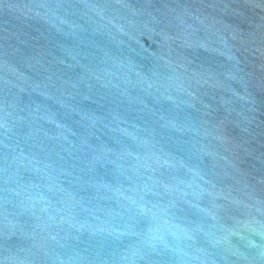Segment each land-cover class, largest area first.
Segmentation results:
<instances>
[{"label": "water", "instance_id": "1", "mask_svg": "<svg viewBox=\"0 0 264 264\" xmlns=\"http://www.w3.org/2000/svg\"><path fill=\"white\" fill-rule=\"evenodd\" d=\"M0 264H264V0H0Z\"/></svg>", "mask_w": 264, "mask_h": 264}]
</instances>
